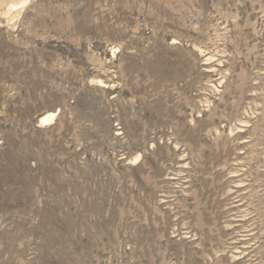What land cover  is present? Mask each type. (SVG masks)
Wrapping results in <instances>:
<instances>
[{
	"label": "rangeland",
	"instance_id": "rangeland-1",
	"mask_svg": "<svg viewBox=\"0 0 264 264\" xmlns=\"http://www.w3.org/2000/svg\"><path fill=\"white\" fill-rule=\"evenodd\" d=\"M0 264H264V0H0Z\"/></svg>",
	"mask_w": 264,
	"mask_h": 264
},
{
	"label": "bare ground",
	"instance_id": "bare-ground-1",
	"mask_svg": "<svg viewBox=\"0 0 264 264\" xmlns=\"http://www.w3.org/2000/svg\"><path fill=\"white\" fill-rule=\"evenodd\" d=\"M50 116H51V115L48 114V115H46L45 117H43V118L41 119L40 123H42V124H43V123H46V122L48 121V119L50 120Z\"/></svg>",
	"mask_w": 264,
	"mask_h": 264
},
{
	"label": "water",
	"instance_id": "water-1",
	"mask_svg": "<svg viewBox=\"0 0 264 264\" xmlns=\"http://www.w3.org/2000/svg\"><path fill=\"white\" fill-rule=\"evenodd\" d=\"M36 125H39V122H36Z\"/></svg>",
	"mask_w": 264,
	"mask_h": 264
}]
</instances>
